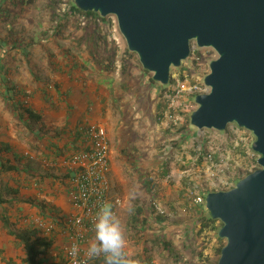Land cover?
<instances>
[{"label": "crops", "instance_id": "1", "mask_svg": "<svg viewBox=\"0 0 264 264\" xmlns=\"http://www.w3.org/2000/svg\"><path fill=\"white\" fill-rule=\"evenodd\" d=\"M20 17L24 18L14 15V0H0V195L4 199L0 204V264H27L24 246L14 234L26 227L34 228L35 234L50 244L43 253V264H62V220L75 211L68 196L72 174L68 155L79 143L77 129L95 123L106 130L111 165L112 149L116 148L110 143L114 134L109 127L114 122L112 104L116 99L105 91L114 81L105 76L90 87L84 78L93 70L89 65L101 75L104 64L94 55L89 64L81 57L72 60L65 47L50 45L51 36L44 34L37 39L19 35L15 25ZM233 131V137L242 138L243 132ZM186 133L181 137L187 143ZM234 142L229 138L232 153L227 152L223 165L226 173L235 167L249 170L252 166L250 144L236 141L235 145ZM168 158L164 156L159 165L164 167ZM187 158L186 155V163H189ZM169 172L164 174L163 171L165 176H159L158 181L167 182ZM175 175L182 178L181 172ZM187 184L183 182L182 187L188 189ZM183 198L181 205H184L185 195ZM133 209L131 207L126 216L117 208L114 211L123 234ZM172 209L165 221L152 229L163 228L165 233V228L174 224L178 229L171 228L165 233L169 239H172L170 231L180 229L186 233L190 228L188 222L173 221L176 216ZM144 216L141 215V219ZM37 217L54 222V229H37L32 221ZM124 238L125 256L132 264L127 232ZM98 264H105V259L101 258Z\"/></svg>", "mask_w": 264, "mask_h": 264}, {"label": "water", "instance_id": "2", "mask_svg": "<svg viewBox=\"0 0 264 264\" xmlns=\"http://www.w3.org/2000/svg\"><path fill=\"white\" fill-rule=\"evenodd\" d=\"M81 11L113 15L127 49L161 85L189 58L192 45L211 47L189 123L249 131L258 167L227 190L210 191L204 207L225 239L216 264H264V0H71Z\"/></svg>", "mask_w": 264, "mask_h": 264}, {"label": "rangeland", "instance_id": "3", "mask_svg": "<svg viewBox=\"0 0 264 264\" xmlns=\"http://www.w3.org/2000/svg\"><path fill=\"white\" fill-rule=\"evenodd\" d=\"M68 1L70 0H58V2L56 0H33L32 3L22 6L25 7V11L21 15L24 18L20 17L22 19L14 28L19 30L18 34L25 38L30 35L37 39L44 34L51 36L53 42H50V45L65 47L70 52L72 60L81 57L84 62L89 64L92 62L90 60L92 55H94L97 61L107 65L109 58H112L114 64L110 71L103 69L99 75L95 72L94 67L89 65L93 70L84 78L85 82L89 81L90 87L94 86L93 84L99 78L105 76L114 81L113 86L106 89L105 92L111 95V98L116 99V102L112 104L114 122L109 127V131L114 134L110 143L116 148V150L112 149L109 180L112 193L121 200L117 209L126 216L129 209L135 207L136 203L145 207L151 202V194L145 190L139 178V173H143L151 180L155 179L153 192L163 213L167 215L168 211L173 208L172 213L176 216L173 218L174 222H188L190 231L197 230L199 225L195 218L197 205L191 204L190 197L198 192H202V195L205 196L209 191L227 190L225 187L214 185L217 183V179L224 176L234 186L239 180L236 181L237 176L242 178L251 170V167L249 170L246 167H235L226 173L224 166L218 165L215 171L217 173L216 180L206 181L207 172L204 167L196 165L199 150L203 149L211 157L216 152H220V156L223 158L227 152L232 153L228 143L229 138L233 139V135H235L232 130L238 129L243 132V136L250 132L240 129L235 124H230L224 131L198 130L191 126L189 123L190 113L186 110L189 105H194V97L188 95L186 90L174 97L171 93L172 87L176 88L174 83L151 84L149 78L152 74L142 70L136 54L132 56L130 64L126 65L125 72L127 74L123 75L122 56L127 46L118 29L115 16L109 15L106 22H99L93 16L82 17L66 14ZM53 8L60 12L59 16L53 15ZM113 50L115 54L112 57ZM189 62L191 59L188 58L183 61L181 66L184 67L185 63L189 64ZM199 69L205 73L209 72L208 64L205 61ZM178 73V68H173L172 78L176 77ZM162 86L165 87L162 88ZM170 125H175L178 128L186 127L185 133L187 132L188 142L179 141L182 139L176 134H165ZM186 155L189 163H186ZM164 156L169 157V160L164 167H161L159 160L161 161ZM176 158L179 161H175ZM251 160V164H254V160ZM168 170L170 172L167 182L158 181L159 176L168 173ZM179 172L182 173V178L175 175ZM183 178L184 180H182ZM183 182L188 183V189L182 187ZM182 195L186 197L184 205H181L184 200ZM171 228L178 229L173 224L165 228V233ZM126 232L128 233V229L123 235ZM169 233L172 236L170 240L182 251L181 255L184 260L189 264H199L196 255L186 248L187 246H184L186 237L184 231L179 229ZM191 235L193 238V233ZM197 235L196 233L195 236ZM202 237L203 234L197 236L195 243L198 246ZM225 242V239H221L220 244L224 245ZM130 243L128 244L129 257H134L139 254L140 250L142 251V248L133 242ZM204 255L209 257L210 264H214L219 257L217 254L206 251ZM152 257L157 264H171L167 252L160 248H154Z\"/></svg>", "mask_w": 264, "mask_h": 264}, {"label": "built area", "instance_id": "4", "mask_svg": "<svg viewBox=\"0 0 264 264\" xmlns=\"http://www.w3.org/2000/svg\"><path fill=\"white\" fill-rule=\"evenodd\" d=\"M216 57L217 54L213 48L198 47L193 44L189 56L191 62L189 64L185 63L183 70H181L182 76L178 73L176 77H173L176 88L172 87V96L175 97L184 90L192 97L196 94L207 93L209 88L202 80L208 71L205 73L199 68H201L203 61L209 67V63ZM193 104V106L189 105L186 110L187 112L191 113L197 107L194 100ZM77 133L79 143H77L76 149L68 155V162L72 166L68 196L75 211L72 214L64 216L62 220L63 226L61 233L64 238L61 248L62 264H98L99 260L104 258L103 255L89 260L84 256L83 251H81L80 255L74 260L68 255L67 250L73 244H77L82 250L86 248L88 242L94 236L93 225L99 208L104 203H110L114 213L116 208L121 204V200L112 193L110 185V148L105 128L91 123L80 126L77 129ZM233 133L235 134L234 131ZM233 140L235 141V145L237 141L244 144L249 143L251 147L254 137L251 133H245L241 139L233 137ZM226 157L228 156L225 155V159L220 158L219 162L213 163L211 155H208L204 162L205 165L202 166L207 172L206 181L213 182L216 180L215 176L217 173L215 171L217 170V166H223ZM250 157L254 160L255 164H252L250 168L253 170V168L255 169L258 166L256 162L258 155L250 149ZM217 180V183L214 185H219L227 189L232 186L231 182L228 181L229 179H226L224 176ZM190 198L191 204L203 206L204 195H202V192L193 194ZM152 203L157 212L163 213V210L155 201H152ZM32 221H34L33 224L37 229L44 231H52L54 229V222L46 221L39 217L34 218Z\"/></svg>", "mask_w": 264, "mask_h": 264}, {"label": "trees", "instance_id": "5", "mask_svg": "<svg viewBox=\"0 0 264 264\" xmlns=\"http://www.w3.org/2000/svg\"><path fill=\"white\" fill-rule=\"evenodd\" d=\"M60 1V0H59ZM33 0H14V15H22V13L25 11L26 4L32 3ZM58 2V0H56ZM66 14L71 15H79V16H93L96 17V19L99 20V22H106L107 17H101L98 13L94 12H84L79 10L72 1L67 2L66 7ZM60 12L53 8V15L59 16ZM112 57L115 54L114 50L112 51ZM135 53L130 52L127 48L125 50V53L122 56L123 61V68L122 72L123 75L127 74L125 72L126 65L130 64V60L132 56ZM137 57V55H136ZM138 60V58H137ZM100 62V61H99ZM104 62V61H103ZM112 58H109V62L107 65H104V69L107 71H110L113 67ZM184 67L178 68L179 74L181 75V70H183ZM144 72H148L145 69L142 68ZM182 76V75H181ZM182 78V77H181ZM149 82L151 84L157 83L152 79V76L149 78ZM175 81L173 78L170 80V84L174 83ZM159 84V83H158ZM165 86H162V88ZM242 129V128H240ZM186 127H175V125H170L169 128L165 131V134H176L181 138L182 141L185 140L184 137H181L183 133H185ZM182 144V143H181ZM180 144V145H181ZM251 149V147L249 148ZM208 154L203 150L200 149L198 152V158L196 165H205L204 162L207 159ZM211 160L213 163H217L220 160V152H216L212 157ZM258 167V166H257ZM251 172V171H250ZM238 179H240V176H237ZM139 178L141 179V184L145 188L147 192L151 194L152 200L147 206H142L138 203L135 204V207L130 215V219L127 224L128 229V235L129 240L133 242L135 245L140 246L142 248L141 253L137 254L135 257H133L132 264H153V257L152 252L154 248H160L163 251H166L169 257L172 259L173 264H189L188 261L184 260V257L181 255L182 251L175 246V244L166 237L165 233L163 232V228L157 230H152L155 227V224L160 225L162 221H165L166 215L164 213L157 212V210L154 207V204L152 201H155L157 204L156 195L154 194V187L155 183L154 180H151L150 177L145 176V174L139 173ZM188 200V199H187ZM4 202V199L0 195V204ZM147 211V215L144 216V212ZM141 215L144 217L141 219ZM196 220L198 221V229L190 231L188 230L185 234L186 237L184 239L185 247L189 248L194 255H196L197 260L199 264H210L209 257L207 255H204V252L208 253H214L219 255L221 247L223 246L220 244L221 238L217 235V231L219 227L221 226V223L218 220L212 219L209 215V213L206 211L204 206L197 205L196 206ZM2 220L4 222H7L5 217H2ZM190 229V228H189ZM151 230V231H147ZM194 237L192 238V234ZM198 234L197 236H202L201 243L198 246L195 242L197 240V236L195 234ZM16 238L19 239V241L23 244L24 250L27 254V264H43V253L48 249L49 243L47 240H43L42 238L38 237V235L35 234V229L31 227H26L22 230L15 231ZM216 264V262L214 263Z\"/></svg>", "mask_w": 264, "mask_h": 264}, {"label": "clouds", "instance_id": "6", "mask_svg": "<svg viewBox=\"0 0 264 264\" xmlns=\"http://www.w3.org/2000/svg\"><path fill=\"white\" fill-rule=\"evenodd\" d=\"M94 236L83 250L73 244L67 250L74 260L83 251L89 260L104 256L105 264H129L125 256V238L119 219L112 211L110 203H104L95 216Z\"/></svg>", "mask_w": 264, "mask_h": 264}]
</instances>
